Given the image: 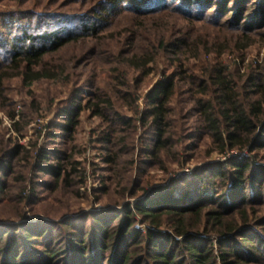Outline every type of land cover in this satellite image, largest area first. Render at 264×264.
Returning a JSON list of instances; mask_svg holds the SVG:
<instances>
[{"label":"trees","instance_id":"1","mask_svg":"<svg viewBox=\"0 0 264 264\" xmlns=\"http://www.w3.org/2000/svg\"><path fill=\"white\" fill-rule=\"evenodd\" d=\"M257 43L264 0H0V113L11 122L0 119V264H264V62L245 64ZM73 45L107 81L72 90L57 122L21 144L42 102L31 94L17 114L7 81L69 84L81 62L54 56ZM87 113L101 121L112 177L94 194L108 204L64 212L46 201L79 198ZM150 170L167 179L156 186Z\"/></svg>","mask_w":264,"mask_h":264},{"label":"rangeland","instance_id":"2","mask_svg":"<svg viewBox=\"0 0 264 264\" xmlns=\"http://www.w3.org/2000/svg\"><path fill=\"white\" fill-rule=\"evenodd\" d=\"M17 9V7H12ZM71 8V7H70ZM72 8H77L72 6ZM71 10V9H70ZM78 12V11H76ZM73 14V13H71ZM89 46V45H88ZM78 46H69L60 54H56L54 57H57L59 61L62 59L73 60V57L77 62H81V65L77 63L75 68V62H70V68L68 69V74L70 75L69 84L64 81H43L42 83H34L30 87L26 88L21 86V79L15 78L7 81L6 85L10 90V96L16 103V113L18 114L24 105V103L31 101L32 98H36L42 102L41 111L34 116V120L31 126H29L25 131V137L20 141L21 144H27L30 140H36V130L38 128L41 130H45V126L49 125L51 122L56 123L55 119V110L57 105L61 102H64L69 93L72 90L82 86L83 84L87 85L90 79L97 80L99 82L107 81V71L101 66L100 63H96L94 61L89 62L83 61L81 59H77L80 56V51H78ZM246 62L247 63H262L264 62V43H257L250 47L246 52ZM225 62L228 64L234 65L236 63H240V60L236 56L231 53H227L224 56ZM161 78L160 73L153 72L147 78L148 83L147 86L144 87L140 92H138L139 96V106L140 110H143L144 107V96L147 94L152 84H154L157 80ZM32 92V93H29ZM32 94V98L30 95ZM55 98V104H51L52 100ZM0 119L3 120V126L7 128L10 127V120L4 115V113H0ZM101 126V121L98 118L91 117L90 113L83 114L81 118V123L78 127V131L75 135L76 145L78 146L81 153L76 156V161L81 163V170H83L85 183L81 185L79 198L74 199V194H68L66 197H60L58 201H53L50 199L46 201L47 206H53L57 208H66L70 207V210L74 211H90L97 210L100 211L104 208L108 202L103 200L99 203L96 201V197L94 194V190L102 185V181L111 178L112 173L106 169V165L103 164L102 161V146L97 142L96 132ZM37 130V131H38ZM45 133V131H44ZM43 133V134H44ZM15 135L14 133H10V135ZM144 139L143 131H139V135L137 136V146H142ZM46 145V141L44 136L39 139V145ZM204 148V147H203ZM204 155V154H203ZM222 157L216 153L212 154L207 158V162H214L221 160ZM203 160V161H205ZM203 161L193 160L190 162L188 167L196 168ZM182 174V171H179L178 176ZM150 175L155 177L154 184L157 186L164 182L167 179V175L162 173L161 171L150 170ZM137 172L133 173L132 180H136ZM55 208V209H57ZM65 209H62L64 211ZM65 212V211H64Z\"/></svg>","mask_w":264,"mask_h":264}]
</instances>
